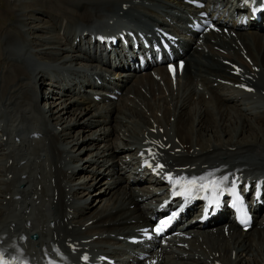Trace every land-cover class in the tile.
<instances>
[{"label":"bare ground","instance_id":"6f19581e","mask_svg":"<svg viewBox=\"0 0 264 264\" xmlns=\"http://www.w3.org/2000/svg\"><path fill=\"white\" fill-rule=\"evenodd\" d=\"M205 1L219 11L228 3ZM168 5L166 0H0V120L6 119L2 129L7 135L0 143V234L5 233L6 242L16 235L13 249L31 259H73L88 247L96 254L114 256L116 264H264V218L246 231L230 222L194 226L191 238L176 239L181 246L174 240L169 249L160 252L157 247L155 255L142 259L129 253L120 238L147 223L151 211L147 202L158 197L148 186L163 181L161 176L145 175L137 166L127 171L133 162L124 157L133 156L148 138L166 146L162 151L169 169L189 165L178 166L177 172L225 163L230 176L240 170L246 176L264 175V30L235 29L226 31V36L204 34L203 42L184 41L185 67L174 80L163 65L133 76L108 72L111 87L105 90L121 89L117 99L103 90L98 100L94 94L83 93L72 99L61 96L47 108L40 104L43 97L51 98L40 81L47 67L66 70L73 79L84 78L88 71L98 73L89 61L91 51H80V42L74 41L77 35L81 37L84 30L113 29L120 16L142 21L147 30L152 23L169 26L164 16ZM233 63L241 68L238 73L230 72ZM246 84L252 85L250 92H244ZM249 93L262 102H244ZM212 110L217 116L210 120ZM113 122L114 129L110 128ZM78 123L83 124L79 135L88 131L82 133L81 141H90L89 147H79V139L70 138L71 125ZM227 123L235 129L220 128ZM25 126L42 136L21 135L16 143L14 135ZM227 131L230 139L224 137ZM232 133L248 136L235 140ZM225 145L235 147L223 149ZM83 149L88 152L81 157ZM250 152L257 159L248 156ZM20 183L23 187H18ZM97 185L98 190L90 189ZM55 189L58 201L52 204ZM69 213L66 223L56 221ZM51 220H55L53 227ZM32 232L35 238L29 236Z\"/></svg>","mask_w":264,"mask_h":264},{"label":"snow or ice","instance_id":"6c2138e0","mask_svg":"<svg viewBox=\"0 0 264 264\" xmlns=\"http://www.w3.org/2000/svg\"><path fill=\"white\" fill-rule=\"evenodd\" d=\"M161 167H163L161 165ZM211 175V174H210ZM171 180L172 178L169 177ZM224 180H227V177H224ZM224 180L217 181L215 179H208L207 177H199V178H192L191 180H185L181 178L177 180L176 183L180 185L181 191L176 192V195H191L193 192L196 191H212L216 193L220 190V185L224 182ZM181 181H184L183 183ZM242 218V223H243ZM0 264H5L2 257H0Z\"/></svg>","mask_w":264,"mask_h":264},{"label":"rangeland","instance_id":"374dc122","mask_svg":"<svg viewBox=\"0 0 264 264\" xmlns=\"http://www.w3.org/2000/svg\"><path fill=\"white\" fill-rule=\"evenodd\" d=\"M5 11H6V10H5ZM10 25H11V24H10ZM40 81H41V79H40ZM42 90H43V88H41V91H40V99H41ZM48 109H49V108H48ZM72 115H73V114H69L68 117L71 118V117H73ZM62 116L65 118L67 115H66V114H63ZM74 117H75V116H74ZM74 117H73V118H74ZM212 117H213V115L210 116V120L216 118V116H214L213 118H212ZM234 118H235V116H234ZM113 119H114V117H113ZM231 119H232V118H230V120H231ZM81 120H82V119H81ZM227 120H229V118H227ZM231 121H232V120H231ZM231 121H230V122H231ZM150 122L152 123V122H153V119H150ZM109 124H110V123H109ZM227 124H228V125H227ZM227 124H226V125H227L226 127H220V128H227V130H230L231 128H233L229 123H227ZM86 125H87V123H86ZM88 125H91V124H88ZM115 125H116L115 122H113V124H112L111 126H110V125H109V126H110V128L114 129V128H115ZM81 126L83 127V124H82V123H78V124H75V125L72 124V125H71V127H72V128H71V131H72V130H73V131L71 132V137H70V138H73V137L75 136L76 138L74 137V139H76V140L79 139V147H82V146L84 147L85 145H88V147H89V145L91 144L90 141H89L88 144L84 143L85 141H83V142L81 141V139H82V137H83V136H82V133H83V135H84V134L88 133V131L86 130L85 132H81L80 135L78 134L79 131H81V128H82ZM92 126H93V125H92ZM94 129H95V128H94ZM233 129H235V127H234ZM77 130H78V132H77ZM222 130H223V129H222ZM222 130L219 131L220 134L222 133L221 135H220V134L218 133V131H217V133H218L220 136H223L224 131H222ZM228 132H229V133H228ZM242 133H243V132H242ZM246 133L248 134V132H246ZM113 134H114V133H113ZM247 134H246L245 136H248ZM229 135H230V131H227V133L224 135V137H227L228 139H230ZM232 135H233V133H232ZM245 136H243V135H239V137H236V135L234 134L232 139H235V140H236L237 138L241 139V138H243V137H245ZM77 137H78V138H77ZM91 137H93V135H92ZM97 137H98V136H97ZM114 137H115V136H114ZM204 137H205V138H209L208 136H204ZM70 138H69V139H70ZM227 138H226V139H227ZM90 140L93 141V142H96L97 139H96V140H92V138H90ZM100 140H103V139H100ZM115 141H116V140L114 139V142H115ZM98 142H99V141H98ZM101 145H102V143H101V144H98V146H101ZM86 147H87V146H86ZM225 147H226V145H225ZM86 153H87V151H85L83 154H86ZM88 154H89V153H88ZM82 156H83V155L81 154V157H82ZM85 163H86V162H85ZM82 167H83V166H82ZM82 176H86V174H84V175H82ZM86 177H89V174H87ZM88 180H89V179H88ZM97 188H98V187H95V189H97ZM95 189H94V190H95ZM97 190H98V189H97ZM95 191H96V190H95ZM95 197H96V195H94V198H95ZM98 198H99V195H98V193H97V199H98ZM90 201H91V198H90V199L88 200V202H87L88 205H89ZM96 203H97V202H96ZM96 203H95V204H96ZM94 207H95V205L92 206V208H94ZM91 212H92V211L86 210V213H87V214H89V213H91Z\"/></svg>","mask_w":264,"mask_h":264}]
</instances>
